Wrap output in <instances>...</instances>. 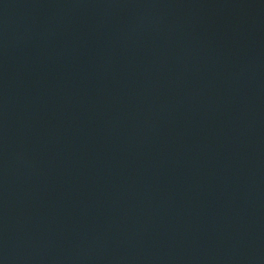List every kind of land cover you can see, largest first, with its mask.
Here are the masks:
<instances>
[{
    "label": "water",
    "instance_id": "1",
    "mask_svg": "<svg viewBox=\"0 0 264 264\" xmlns=\"http://www.w3.org/2000/svg\"><path fill=\"white\" fill-rule=\"evenodd\" d=\"M0 264H264V0H0Z\"/></svg>",
    "mask_w": 264,
    "mask_h": 264
}]
</instances>
